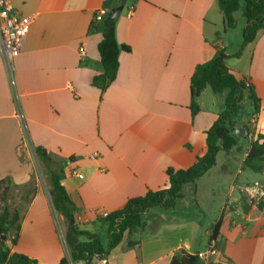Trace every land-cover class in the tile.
<instances>
[{
    "label": "crops",
    "instance_id": "1",
    "mask_svg": "<svg viewBox=\"0 0 264 264\" xmlns=\"http://www.w3.org/2000/svg\"><path fill=\"white\" fill-rule=\"evenodd\" d=\"M120 4L13 0L14 8L34 21L15 59L13 79L0 59V179L28 185L32 150L43 147L52 159L49 170L63 168L62 184L77 207L75 224L98 234L105 247L109 238L103 213L122 209L150 189L167 188L168 168H188L206 152L207 131L225 110L227 93L221 92L217 101L205 99L206 87L198 97L200 111L193 116L191 79L218 48L228 56V68L260 98L250 135L235 130L245 132L251 103L247 116L234 115L236 146L242 138L252 142L258 132L264 134V28L242 48L243 13L234 28L225 29L218 0H128L116 33L130 51L122 54L116 79L102 90L94 77L103 71L98 47L105 21H95L94 13L101 6L111 12ZM250 147L241 157L244 164ZM233 148L221 150L208 172L184 185L174 207L147 210L142 227L92 264H170L180 249L191 254L206 250L215 227L222 241L214 264H264V195L251 197L241 185L235 195L241 171L226 165ZM218 169L220 178L229 173L224 185L213 176ZM257 182L264 185V179ZM54 209L49 193L37 185L20 214L17 240L13 243L14 236H9L7 246L41 264H59L63 258L86 264L69 258Z\"/></svg>",
    "mask_w": 264,
    "mask_h": 264
},
{
    "label": "trees",
    "instance_id": "2",
    "mask_svg": "<svg viewBox=\"0 0 264 264\" xmlns=\"http://www.w3.org/2000/svg\"><path fill=\"white\" fill-rule=\"evenodd\" d=\"M242 3H244V16L246 18L243 48L254 41L259 31L264 28V0H218V5L224 16L225 29L234 28L237 25L238 13ZM116 8L104 20V37L98 47L103 71L94 77V84L102 90H105L116 79L121 56L124 52L130 51L129 46L120 44L117 39L118 18L112 17ZM227 57L225 52L218 48V52L212 59L197 66L191 79L193 116L200 111L198 97L206 87L210 86L216 93L227 92L225 110L220 113L218 119L207 131L206 152L202 156H198L195 163L188 168H168L169 186L167 188L150 189L143 196L131 198L122 209L110 213L104 218L108 225L109 243L107 247L104 246L98 234L81 230L75 223L71 224V219L76 217L77 207L62 184L63 168L50 170L49 193L55 210L67 222L65 240L69 250V258L72 261L92 264L93 260L99 256L107 258L120 245L125 235L144 225L143 215L147 210L155 207H174L176 201L182 196L184 185L195 182L208 172L216 164L217 155L221 150L229 151L236 146L237 136L231 129L234 126V115L241 109V102L244 99L247 100V103H251L253 114L257 115L260 111V98L252 85L238 79L228 68L226 65ZM35 153L46 166L48 165V168L51 167L52 159L46 149L36 147ZM245 166L257 172L264 170L263 133L258 132L256 138L252 140L245 159ZM5 181L12 183L10 178H6L0 179V184ZM20 218V212H12L9 206H6L0 213V264H41L26 254L11 252L10 247L5 242L9 236H14L13 243L16 242L20 229ZM214 230L217 232V227ZM3 236L6 239H3ZM82 237L85 239L82 240ZM131 245L133 246L134 243ZM59 264H69V259L63 258ZM170 264L202 263L196 254L180 249L174 254Z\"/></svg>",
    "mask_w": 264,
    "mask_h": 264
},
{
    "label": "rangeland",
    "instance_id": "3",
    "mask_svg": "<svg viewBox=\"0 0 264 264\" xmlns=\"http://www.w3.org/2000/svg\"><path fill=\"white\" fill-rule=\"evenodd\" d=\"M239 13L240 14L243 13V16H244V3H242L241 10L239 11ZM207 91L208 92H206L205 94V99H212V97H214L215 101H217L218 99H220L222 95L221 93L218 94L214 92L211 87H209ZM208 96H210V98ZM241 105L242 107L238 111V115L245 117L247 116V112L249 110L247 100L246 99L242 100ZM223 107H224V104L222 106V109ZM253 117L254 115L252 114L251 119H249L250 117L248 118L249 120L247 119V125L250 126V129H252V131L254 130V122L252 121ZM234 123H235V120H234ZM248 135H250V133ZM250 144H252L250 139L246 137L240 139L238 146L233 148V152L231 153L230 156H228L231 159L230 162L228 161V157L226 160V165L231 169V171H233L234 167L236 169H240L241 171L240 173H237V181H236L237 189H236L235 195L239 193V188H238L239 185H241V187L243 186L248 187L249 185L250 186L254 185L255 180L264 179V170L259 171V172L254 171L251 168L246 167L244 162H241V157L244 155L245 150L250 146ZM31 160L33 162V173H32V179L30 180V183L28 185H26L25 187H17L13 183H9L7 181L0 184V213L3 212L6 206H9L12 212L18 211L20 212V214H25V208L27 204L29 203V200L31 198V193L34 192L37 185H39V187L43 188L45 191L49 193V189H50V172L49 171L51 169L49 170L48 165L46 166V164L43 163L37 157V154L35 153V149L32 150ZM53 168L55 169V167ZM218 171L219 169L213 172L215 181L217 183L224 185L227 181V178L229 177V173H226V176L223 174L220 178L217 175ZM230 175H232V173ZM53 214L55 217L58 233L61 237L63 234L64 239H65V231L67 227V222L66 220H64L63 222L60 220L59 214L55 209L53 210ZM12 234H14V231H12ZM101 236L103 238L104 243L107 244V239L104 233H102Z\"/></svg>",
    "mask_w": 264,
    "mask_h": 264
},
{
    "label": "built area",
    "instance_id": "4",
    "mask_svg": "<svg viewBox=\"0 0 264 264\" xmlns=\"http://www.w3.org/2000/svg\"><path fill=\"white\" fill-rule=\"evenodd\" d=\"M110 14L107 7L101 6L96 9L94 19L97 22L104 21ZM134 14L132 7L127 16L131 18ZM34 21V16L21 15L13 5V0H0V59L5 65L6 72L13 79L15 73V59L19 56L25 45L26 37L30 27ZM81 54H85V50L81 49ZM257 115H254L253 121ZM80 178H84L81 173L77 174ZM244 190L251 196L255 197L257 192L264 195V185L255 183L253 186L244 187ZM110 213H103L106 218ZM76 219V217H75ZM77 221H82V216L77 217ZM222 237L214 229L211 231L209 246L206 250L198 252L196 255L201 262L214 264L213 258L220 256V243Z\"/></svg>",
    "mask_w": 264,
    "mask_h": 264
},
{
    "label": "water",
    "instance_id": "5",
    "mask_svg": "<svg viewBox=\"0 0 264 264\" xmlns=\"http://www.w3.org/2000/svg\"><path fill=\"white\" fill-rule=\"evenodd\" d=\"M128 0H121V4L115 9V11L113 12L112 14V17L113 18H119L126 6V3H127ZM236 133L243 136L244 134L248 135L250 133V127L249 126H246L245 128V132L242 131V128H236ZM75 223V219L72 218L71 219V224H74ZM3 239H6L5 236H3ZM105 256H99L97 257V259H104Z\"/></svg>",
    "mask_w": 264,
    "mask_h": 264
}]
</instances>
